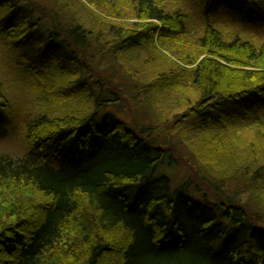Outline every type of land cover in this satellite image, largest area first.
I'll list each match as a JSON object with an SVG mask.
<instances>
[{
	"label": "trees",
	"instance_id": "16d2710c",
	"mask_svg": "<svg viewBox=\"0 0 264 264\" xmlns=\"http://www.w3.org/2000/svg\"><path fill=\"white\" fill-rule=\"evenodd\" d=\"M132 1L145 22L108 37L71 0H0V141L17 112L26 144L0 155V264H264V0H189L195 66L150 77L120 65L159 59L186 13ZM225 20L262 36L228 42ZM13 65L41 89L30 115Z\"/></svg>",
	"mask_w": 264,
	"mask_h": 264
},
{
	"label": "rangeland",
	"instance_id": "374dc122",
	"mask_svg": "<svg viewBox=\"0 0 264 264\" xmlns=\"http://www.w3.org/2000/svg\"><path fill=\"white\" fill-rule=\"evenodd\" d=\"M65 1V0H62ZM68 1V0H66ZM78 1V2H77ZM82 2V4H79V2ZM160 4L166 3L165 5L169 9L170 12H176L178 9H181L182 12H185L186 22H187V30L189 32L186 33V36L182 39H180V36H176L179 40H163V42L160 40V35L158 34L156 38V43L159 45L157 47L158 53H162V55L157 59V56L155 55V48L150 46H142L140 48H136L135 51L132 53V51L128 55V59L125 61L124 65H120V67L126 71V64L129 65L130 71L132 73L139 74L138 76H152L156 71V66L160 64V66L163 65L161 63L164 60H167L171 66V72H180V67H187L192 68L195 65L191 66L186 64V59L191 58L194 56V48L191 45L197 40V36L200 34V26L198 19L200 15L196 13V11L193 9V12L190 10L189 5L192 6L194 3H191L189 0L186 2L185 0H157ZM163 1V2H162ZM189 2V3H188ZM71 4L74 8V12H76V15L79 16L84 20L85 23L90 28L96 29L97 33H105L109 37V31L105 28L104 19L107 21H113L115 23L114 27H110L112 31H116L119 28L120 24H135V23H144L145 21L140 19L137 16V9L135 4L132 0H71ZM184 14V13H183ZM155 22L156 20H152ZM196 21L198 24H196ZM225 23V32L224 37L229 42H232L234 38H237L239 40H248L249 38L254 39L257 38L258 35L254 33V28L252 27H237L234 24H229L228 22ZM158 25L161 26V23L158 22ZM118 26V27H116ZM258 33V32H257ZM264 34V32H263ZM165 36H171L169 38H174L175 32L166 31L164 34ZM167 38V37H166ZM225 41V42H227ZM106 48H110L108 42L105 43ZM133 54V55H132ZM168 57V59L164 58V56ZM131 56H135V58H131ZM205 55H202L200 57V60H202ZM154 60L153 66H150L151 60ZM199 60V61H200ZM18 63H20L18 61ZM23 69H26L25 67H22ZM21 68L19 65H13L10 66L8 69L7 76H5L8 79L9 82V92L11 95H13L16 100L18 107L17 109L20 111H24L25 113L30 115L32 112H34L35 109H38V103L37 101L40 99V88L39 90H34L33 83L36 82V76L34 75V72H23L20 73ZM121 72V70H120ZM162 75V74H161ZM164 76V75H163ZM162 77V76H161ZM161 79L164 80L162 77ZM165 102H160V104H164ZM32 109V110H31ZM21 111V112H22ZM18 113L11 114V124L10 127H12V130L10 131V134L5 138L1 139L0 141V155L3 156H10V157H18L22 156L26 150V144L24 140V134L21 129V124L19 122L12 120V117L14 115L16 116ZM248 132V131H246ZM243 132L242 134H244ZM182 151H184L182 149ZM251 155L248 153L245 156V160L250 159ZM252 159V158H251ZM245 169L247 168L243 166ZM111 264V263H110ZM113 264V263H112Z\"/></svg>",
	"mask_w": 264,
	"mask_h": 264
}]
</instances>
